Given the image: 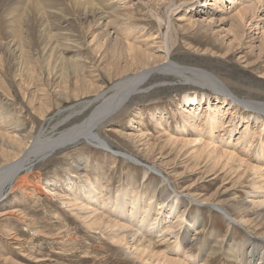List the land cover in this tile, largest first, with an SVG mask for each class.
<instances>
[{"label": "rangeland", "instance_id": "obj_1", "mask_svg": "<svg viewBox=\"0 0 264 264\" xmlns=\"http://www.w3.org/2000/svg\"><path fill=\"white\" fill-rule=\"evenodd\" d=\"M259 1L0 0V164L84 121L99 103L95 98L108 95L115 82L150 74L169 60L206 70L223 84L219 91L190 77L155 74L95 129L107 150L81 141L33 161L19 176H28L23 185L0 196V264H143L113 241V231L84 219V206H76L75 198L83 196L89 181L106 204L140 197L149 208L167 195L160 191L167 181L171 193L158 201L180 202L179 212L168 206L167 219L196 218L191 229L199 227L200 243L205 238L226 247L252 243L245 241L246 229L227 223L225 209L236 219L247 218L255 233L264 232V221L255 218L257 202L245 212L228 202L261 198L251 167L264 175V113L247 102H264V0ZM240 12L238 25L233 17ZM227 94L246 100L248 108L236 106ZM193 97L200 99L198 109L183 111ZM193 108L202 111L195 128L185 123ZM208 115L218 119L213 130ZM184 126L187 131L181 132ZM195 138L200 142H189ZM225 149L235 158L223 155ZM104 209L97 212L111 221L120 218ZM177 229L167 242L156 239L159 232L145 239L164 255L202 264L207 254L197 244H182ZM254 244L264 251V244ZM206 264L239 263L220 249Z\"/></svg>", "mask_w": 264, "mask_h": 264}, {"label": "bare ground", "instance_id": "obj_2", "mask_svg": "<svg viewBox=\"0 0 264 264\" xmlns=\"http://www.w3.org/2000/svg\"><path fill=\"white\" fill-rule=\"evenodd\" d=\"M76 1H78V0H76ZM257 1H259V0H257ZM250 3L252 5L256 4V2H255V4H253L254 3L253 1ZM259 3H260V1H259ZM248 8H249V6H248ZM253 8H254V6H253ZM243 13H245V12H243ZM105 15H107V14H105ZM103 17H105V16H103ZM242 17H243L242 13L240 12V13H237V16H235L233 18H236L238 20V25H240V20L242 19ZM233 21H235V19H233ZM127 46H128L127 50H130V51L134 50V45L127 44ZM123 50H124V48H123ZM134 54L137 55L136 53H134ZM155 74L156 75H165V76L166 75H173V76H177V78L180 77L183 79L190 77L193 80H196L197 82H199L200 84H202L206 87H209V88L214 89V90L223 91L222 86H221V85H223L222 82L219 81L215 76H214L215 77L214 78L210 74V72L203 70V69H198L195 67L182 66V65H179L175 62H171L170 60L168 63H165L158 70H155V71L151 72L150 74H148V71H145V72L142 71V72L136 73L134 75L125 77L123 79H120L119 81L115 82L110 87V89H109L110 93L108 95H106L103 92V93H100L95 98V100H99V103L92 110L90 115L87 118H85L84 121H82L79 124L74 125L70 129L62 132L61 134H59L58 136H56L54 138L53 137L46 138L44 140H41L42 141V142L40 141L41 143L38 141V143L36 145H34L35 144L34 143L33 144L34 146H32L31 149L25 148L24 151L22 149L23 154L20 158L17 157L15 159L13 157L14 159H12L10 161L7 159L8 161L5 160L6 162L4 161V163L1 162V164H0V196L6 190V188L7 189H12V188L14 189L16 184H17L16 188H20L18 186H22L23 185L22 182L25 179H27L28 176L26 174H24L25 176L22 178H20L19 176L22 173L27 172V170L31 166V163L33 161L39 159V158H42V159L46 158L47 156H49L51 153H53L57 149H61V148H64L66 146L68 147L72 144H75V143H78L81 141H85V142L91 144L92 146L107 150L109 148V144H107L104 140H102L100 138V136L97 135V133H95V129L100 124L104 123L107 119H109L112 115L117 113L115 111H117L121 107V105L123 103H126L133 95L137 94L138 90H140L142 88L143 84H145ZM225 97H226V95H225ZM228 97H229L230 101L233 102L236 106H238L239 103H241L242 106L247 107L248 106L247 104L251 103L252 106H250V105L249 106L253 107L255 112L258 111V112L264 113V102H260V101L249 102L247 100L248 103H246V100H242L240 98L238 100L236 98H233L232 96L230 97L229 95H228ZM223 100L225 101L226 99H223ZM187 101L189 102V103H186V105L188 107L185 106L184 107L185 109L183 108V111H186V108L190 109L192 107H196L198 109L200 99L193 97L191 99L188 98ZM233 107H234V105H233ZM194 109L195 108H193V110L191 109V112H187V115H186L187 118L185 119L187 122L185 121V123L193 122L192 124H189V125H192L191 127L195 128V127H198V124L196 122L198 121L199 118H201V116H202L201 112L202 111H198L196 113L194 111ZM206 120L208 122V128H210L212 130L214 128H216V124L218 123V119H216L212 115H208ZM259 121H260L259 116H255V122L257 123ZM183 128H184V130H182L181 132L187 131L185 126ZM252 133H253V131H252ZM197 140L198 139L195 138V139L189 140V142L191 143V142H195ZM248 142H249V140H248ZM204 145H205V147L212 146V149H214L216 151L215 145H212L209 142H205ZM210 148H208V149L211 152ZM22 151H21V153H22ZM220 152H221V150H220ZM217 154L221 155V153H217ZM224 154H226L227 157L230 156V158L231 157L235 158V154L233 152H230L229 150L225 149L223 155ZM261 156L264 158V147H263V145H262V149H261ZM123 158L132 160V159H130L129 156H124ZM219 158H221V156ZM4 159H6V158H4ZM233 161H231V162H233ZM132 162H134V161L132 160ZM247 165L250 166L251 164H247ZM251 168L254 171V173L256 174V176L252 180V184L254 185L256 191H260L259 195L261 198L258 199L259 198V197H257L258 194L257 195L255 194L252 196V198L250 200H247V199L236 200V198L234 199L232 197V199L228 200V202L232 203V205H234L235 208L240 210V212L248 209V206L250 204H252V203L255 204V202H257V206H256L257 211L255 212V218H257V220L262 219V221H264V175H263V172L260 170L261 168H259L257 166H254ZM251 168L249 170H251ZM87 181H89V178H87ZM166 184L168 185L167 181H166ZM166 184H165V188L162 187L160 189V191H162V193L167 192V195H168V193H171V191L168 190ZM94 185H95L94 183L89 181L86 188H84V190H83V196L75 198L76 206L78 204H81L82 206H84L83 209H85V213H86V216L84 215L85 216L84 219L85 220L89 219L90 223L96 224V226L98 223L103 224V225H105L106 229L108 228V230L110 229L111 231H113L115 233L114 235H112L113 236L112 238H114L113 241L116 244H119L120 246H122L123 250L126 249V251H127V249L128 250L131 249L132 253L134 255V258L140 260L143 264H149V263L151 264V262L153 264H186L184 262V260L182 261L179 258L167 256L166 254L164 255V253H165L164 251L161 252L158 249H156L157 247L155 244H157V243L153 244L152 242H154V241L151 240L152 242H149L148 240L145 239L146 235L152 234L153 232H157V233L159 232V235L157 236V238L155 237L156 239L159 240V242H161V241L164 242L166 240L169 241L168 239L170 238V235H173L172 234L173 230L176 227H178L177 230L180 231V233H179L180 235L175 236V237L179 238L181 240L182 244L188 245L190 247L193 245L195 246V244H197L200 248H202L201 251H204L207 254L208 258H205L204 260H202L201 261L202 264H206L207 260L211 259V257L214 258V256L218 253V250H220V249H223V252L226 254V256H230L234 262H237L239 264H264V251H262V250L260 251V249L257 247V244H254L255 242H258V243L261 242V244H264V232H261V234H257L252 229L248 228L247 227L248 223L246 222L247 218H245V217H241L240 219H236V218L232 217L226 211V209L223 212V215L224 216L226 215L227 223L236 224V225H238V226H240V227H242L248 231V236L245 239V241H251L252 242V243H250L249 246L246 247V245H248V243H244V247H242L237 242H234L232 245L226 247L223 245V241L220 240L221 238L219 239L221 242L218 241V242H216L215 245L209 244L210 240H208L207 238L204 239V242L200 243V241H199L200 237L197 238V236H196L200 231L199 227H197L195 230L191 229L197 225L198 220H196V218L192 220V219H189L188 216H184V215L183 216L182 215L177 216L176 214H172L171 217L177 216V218L172 220V221L167 219L168 215L170 214V208H168V206H172L173 207L172 210L174 209L176 212H179V205L178 204L180 202H178V204L167 203L166 206L162 205L163 203H161L159 201L165 200L167 195H160V197H158L159 201L157 200V202L155 204H153V207H151V208H149L150 203L149 202L148 203L146 202L145 204L142 203L140 200V197L138 199H136V198L130 199L129 201H125L124 199L119 200L120 198H114L112 201H110L108 204H106L105 203L106 199H103V197L100 196V193H101L100 188L98 186H96V185L94 186ZM121 195H122L121 193L118 194L119 197H121ZM151 198H152V196H150V199ZM178 198H180V197H178ZM255 198L258 200H255ZM141 203L143 206V210L138 206V204L140 205ZM202 203L203 202H200V204H202ZM87 204H91V206H93V207L95 206L97 208H95V207L94 208H88L86 206ZM217 205H219V204H217ZM102 206H105V208H106L103 211L106 210V212H108V213L109 212L115 213L116 215L120 216V218H118V220H114V221L112 220L111 221V220H109L110 218L108 219L107 216L105 215V213L102 212V210L100 212H97V209H101ZM151 210L155 213V216H153V217L148 215V212ZM241 216H243V215H241ZM148 218H150V221H147ZM181 220L183 221V223L181 222ZM199 221H200V219H199ZM248 222H249V220H248ZM90 223H89V225H91ZM250 224H251V222H250ZM91 229H93V228H91ZM102 229L105 230L104 228H102ZM190 229H191V232L193 231L192 232L193 236L191 237V240H190V236H189ZM99 232H101V231H99ZM194 236H196V237H194ZM151 238H153V237H151ZM149 240H150V238H149ZM175 240H176V242L178 241V239H175ZM175 240H173L172 242H174ZM167 244H169V243H167ZM175 245H179V244L176 243ZM175 248H177V247H175ZM262 249L264 250V247ZM259 252H261L262 254L258 255ZM180 253H182V252H180ZM155 260H157L156 263H155Z\"/></svg>", "mask_w": 264, "mask_h": 264}]
</instances>
